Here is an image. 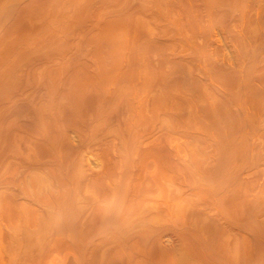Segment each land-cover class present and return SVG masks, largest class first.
Segmentation results:
<instances>
[{
	"label": "bare ground",
	"instance_id": "6f19581e",
	"mask_svg": "<svg viewBox=\"0 0 264 264\" xmlns=\"http://www.w3.org/2000/svg\"><path fill=\"white\" fill-rule=\"evenodd\" d=\"M0 264H264V0H0Z\"/></svg>",
	"mask_w": 264,
	"mask_h": 264
}]
</instances>
